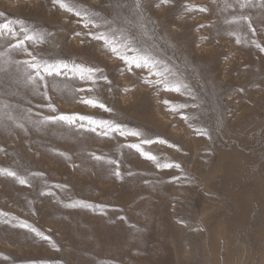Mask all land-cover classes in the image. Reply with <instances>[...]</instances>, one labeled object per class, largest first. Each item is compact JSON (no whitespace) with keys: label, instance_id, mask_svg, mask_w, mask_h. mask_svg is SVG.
I'll return each instance as SVG.
<instances>
[{"label":"rangeland","instance_id":"1","mask_svg":"<svg viewBox=\"0 0 264 264\" xmlns=\"http://www.w3.org/2000/svg\"><path fill=\"white\" fill-rule=\"evenodd\" d=\"M65 2L0 0V264H264V0Z\"/></svg>","mask_w":264,"mask_h":264},{"label":"snow or ice","instance_id":"2","mask_svg":"<svg viewBox=\"0 0 264 264\" xmlns=\"http://www.w3.org/2000/svg\"><path fill=\"white\" fill-rule=\"evenodd\" d=\"M54 3H59L61 7L65 8L67 11L72 12L74 11V8L69 4L66 3L65 0H53ZM163 3H167L168 0H162ZM202 11H206V9H201ZM75 14L77 16H80L81 13L79 11L75 12ZM87 14H85L86 16ZM241 19H247V17H242ZM17 23H23L22 21H17ZM87 24H93V26L95 25V22L91 19H88L86 21V25ZM4 31H7L9 33H11L12 35L16 34L15 29L11 26V22H6L3 24H0V34H2ZM23 31L26 33L25 35V39H36V37L34 35H27L28 30L25 28L23 29ZM89 35H91V33H89ZM98 40H102L105 42L106 46L111 47V50L113 52H117V55H119L120 53L117 51V48L113 45L112 41L109 39V37L103 33H100L98 35H96L95 37ZM239 42V40L237 41ZM23 44V41H18L17 45H15V47H19ZM133 51H136L135 49H133ZM31 55V54H30ZM124 60H126L129 64H135L137 67H141L142 64L143 66H148L149 64L153 63L148 56H123L122 57ZM24 63L27 65V68L33 69L35 70V75H33L32 73H28V80L31 82H35V78L39 77L41 80L44 79V77L41 75L40 73V69L42 68L43 71L45 73H47L48 75H52L53 73L59 74L60 73V69L61 68H69L68 63L64 62V61H57L55 63H48L47 61H36V58L33 57L32 61H24ZM72 70L74 73H78L81 79H92V76L95 72L97 71H101L100 69H96V68H88L85 67L83 65H78V64H73L72 66ZM27 70V69H26ZM156 75H161L159 72L156 73ZM103 79H107V77H102ZM157 83H160V81H157ZM175 91H180V87L179 86H174ZM83 103L86 104H90L92 106H99V107H105L103 104H100L97 100L92 99V98H88V99H83L82 100ZM165 103H169L168 101H165ZM49 107H53L51 104L49 105ZM180 107H184L183 105H181ZM47 119H53V117H48ZM58 119L66 121L68 123H74L76 120L75 116H68V115H61L58 117ZM80 120H89L91 123H96V121L92 120L91 117H84V116H80L79 117ZM185 119H187V117H185ZM100 123H105V122H100ZM108 126H111L110 124ZM117 129L120 127L119 125L115 126ZM121 134L123 135L124 133L121 132ZM132 135H140V133L138 132H131ZM152 141L149 140H144L143 143H151ZM162 143L164 141H161ZM132 147L136 148L138 151L141 152L142 155H144L146 158L156 161V157L154 155H152L149 152H144L143 149L140 147L139 144L136 145H132ZM99 159V157H97ZM157 167H165V168H170L173 167L172 164H159L157 163ZM175 167H179V165H175ZM0 174H7L9 176H16L15 172L9 171L7 169H0ZM117 176H119V172L116 173ZM20 183H25V181L23 179H20ZM22 226H27V225H22ZM32 231L36 232V234L38 236H42L43 234L38 232L36 229H32ZM45 239H48L47 237H44Z\"/></svg>","mask_w":264,"mask_h":264},{"label":"bare ground","instance_id":"3","mask_svg":"<svg viewBox=\"0 0 264 264\" xmlns=\"http://www.w3.org/2000/svg\"><path fill=\"white\" fill-rule=\"evenodd\" d=\"M248 7V5L246 6V8ZM229 11V10H228ZM230 12V11H229ZM233 13V12H232ZM259 15H256V18H258ZM237 17H235L234 19H236ZM228 22V21H227ZM230 22V21H229ZM0 41H1V38H0ZM2 52V51H1ZM2 58V57H1ZM4 61V60H3ZM11 62V61H10ZM7 105V104H6ZM13 116L15 115V113H11ZM0 116H1V113H0Z\"/></svg>","mask_w":264,"mask_h":264}]
</instances>
